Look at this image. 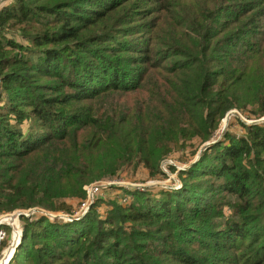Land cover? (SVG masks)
Instances as JSON below:
<instances>
[{"label": "trees", "instance_id": "1", "mask_svg": "<svg viewBox=\"0 0 264 264\" xmlns=\"http://www.w3.org/2000/svg\"><path fill=\"white\" fill-rule=\"evenodd\" d=\"M232 109L264 116V0L0 4V214L68 213L97 179L164 175ZM236 119L244 134L205 147L179 188L20 215L8 264H264V121Z\"/></svg>", "mask_w": 264, "mask_h": 264}, {"label": "rangeland", "instance_id": "2", "mask_svg": "<svg viewBox=\"0 0 264 264\" xmlns=\"http://www.w3.org/2000/svg\"><path fill=\"white\" fill-rule=\"evenodd\" d=\"M232 110H234L233 115H231V117L229 118L228 121L224 118L219 122L218 128L214 132L213 137L210 139L211 141L212 140H218L226 130H229L230 132L235 133L236 135L244 134V129L238 124V121L236 118H239L240 120H242L246 123H252L251 121L257 120L253 117L247 118V116H245V114H241L236 109H232ZM261 118H264V116H262ZM258 119H260V118H258ZM198 144H199L198 140L194 139V140H192V142L190 143L189 146L182 149L181 151L172 152L165 160H163L160 167H161L164 175L157 174L155 176H152L149 174V171L146 168L141 166L138 169H136L135 171H127V172L124 171L122 173L120 171H118L115 175H112L110 177H105V178H101V179H97L95 181H92L91 183L103 179V180H106L108 182L115 184L111 187L107 186V187H104L100 190V192L98 194L99 195V201L97 203V209H98L99 213L100 214L104 213V211L107 208L108 201L110 199H119L122 196L120 189L117 188L118 186L119 187L131 186V185L132 186L140 185L139 187L150 186V187L154 188L153 190H155V191L160 190L162 188L169 189V188L181 187V180L178 176V171H179L178 168H180L182 170V167L187 166L188 164H190L195 159V156H196L199 148L203 145V143L201 145H198ZM194 149H196L195 153H194ZM170 165L174 166V168H176V171L171 170L169 168ZM84 198L83 197L82 198L81 197H73V198L67 199V202L70 205V211L68 213H66V212H54V211H49V210H47V211L50 213L56 214V215L69 216L70 214H73L75 211L79 210L81 202L83 201ZM130 199L133 200L132 198H130ZM88 210L89 209H87L86 212ZM24 211H27V210H24ZM18 220H19V218H18ZM19 224L21 225L20 220H19ZM7 227L10 228L9 225H7ZM9 239H10V237H9ZM9 239H8L7 245L6 246L3 245V247L8 246Z\"/></svg>", "mask_w": 264, "mask_h": 264}, {"label": "water", "instance_id": "3", "mask_svg": "<svg viewBox=\"0 0 264 264\" xmlns=\"http://www.w3.org/2000/svg\"><path fill=\"white\" fill-rule=\"evenodd\" d=\"M233 112H234V110L228 111L224 118L228 121L229 118L231 117V115H233ZM261 121H264V118H260V119H257L256 121H251V122H261ZM215 141L216 140H212V141L208 140L205 143H203V145L199 148V150L195 156V159L190 164H188L187 166L182 167V169H185L188 166H190L192 163H194L199 158L200 152L205 147L209 146L210 144L214 143ZM178 170H181V169L178 168ZM136 186L139 187L140 185H136ZM31 212H35V214H38V215H46L50 218H58V219H66V220L72 219L71 217H68L66 215H56V214L48 212L45 209L38 208V207L30 208V209H28L27 212L24 210H17V211H14L12 213L4 214L2 220H5V219L8 220L9 226L11 228V235H10L8 246L0 252V264H8L11 261L13 255H14V253H15V251H16L19 243H20L21 226H20L19 220H18L19 216L20 215L29 216L32 214Z\"/></svg>", "mask_w": 264, "mask_h": 264}, {"label": "built area", "instance_id": "4", "mask_svg": "<svg viewBox=\"0 0 264 264\" xmlns=\"http://www.w3.org/2000/svg\"><path fill=\"white\" fill-rule=\"evenodd\" d=\"M110 185H115V184L108 182L106 180H103V179L96 181V182H93V183H90L88 185H85L84 188L86 191V196L83 199V201L81 202L79 210L75 211L73 214H70L68 217L73 218V217L83 216L86 213V210L91 207L92 203L94 202L96 196L99 194L100 190L102 188L110 186ZM27 211H28V209H27ZM10 213H12V212H10ZM31 213H32V215L35 214V212H31ZM4 214H8V213L0 214V249H1L2 243L4 241H6V239L9 236L8 232H7V225H9V222L6 219L2 220Z\"/></svg>", "mask_w": 264, "mask_h": 264}, {"label": "crops", "instance_id": "5", "mask_svg": "<svg viewBox=\"0 0 264 264\" xmlns=\"http://www.w3.org/2000/svg\"><path fill=\"white\" fill-rule=\"evenodd\" d=\"M11 0H0V4H5L7 2H10Z\"/></svg>", "mask_w": 264, "mask_h": 264}]
</instances>
